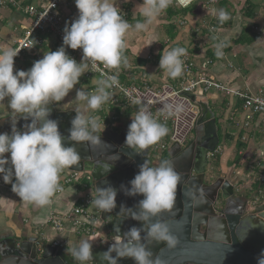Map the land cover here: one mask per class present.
Returning a JSON list of instances; mask_svg holds the SVG:
<instances>
[{
	"label": "clouds",
	"instance_id": "1",
	"mask_svg": "<svg viewBox=\"0 0 264 264\" xmlns=\"http://www.w3.org/2000/svg\"><path fill=\"white\" fill-rule=\"evenodd\" d=\"M171 2L143 0L137 7L144 22H137L135 29L145 30ZM176 3L186 7L191 0H176ZM75 4L78 17L65 26L63 45L56 51L47 52L29 70L14 71V58L19 53L16 50L0 52V102L8 98V107L15 114L11 134L0 133V174L5 183L12 185L13 192L22 201L40 207L51 204L54 194L61 190V171L76 165L80 159L75 145L65 146L64 141L67 139L77 144L87 142L90 147L101 142L97 120L80 109L75 110L76 116L71 121L68 137L62 136L58 121L49 118L51 109L48 105L62 101L80 82V77L89 66L93 70L98 64L107 69L128 66L123 53L126 47L125 35L131 25L121 16L116 4L112 0H75ZM218 18L223 23L228 19V14L221 9ZM66 46L73 50L82 49L80 62L67 54ZM224 46L223 41L216 45L218 57L223 55ZM185 54L186 49L183 47L163 50L160 69L173 79L179 77L183 71L181 57ZM116 83L115 75L108 76L100 80L94 94L77 90L76 99L86 101L87 108L99 109L109 101L108 89ZM165 107L171 116L172 106ZM17 117L31 120V123L24 125V131L17 129ZM167 132L164 124L154 119L145 108H141L133 116L125 143L136 153H141L158 143ZM5 154H10V160ZM9 163L11 167H6ZM181 184L183 177L171 160L164 159L157 166H150L146 160L140 165L139 172L130 181L131 187L125 188V194L142 195L144 198L138 203V211L122 207L121 214L142 221L143 226L132 227L122 237L117 225L114 243L100 254L101 264H118L121 258H132L135 264H162L159 258L152 259V252L147 245L164 242L169 249L178 245V238L171 233L167 222L159 217L173 210L177 189ZM96 191L98 194L91 204L102 212H111L116 207V190L109 186L96 188ZM183 195L193 205H197L203 203L204 189L193 185L191 189H183ZM141 232L145 233L143 237ZM68 252L77 264L94 261L92 244L88 241L80 242L77 247L68 249ZM113 253L116 255L113 256ZM257 264H264V251L257 256Z\"/></svg>",
	"mask_w": 264,
	"mask_h": 264
},
{
	"label": "crops",
	"instance_id": "2",
	"mask_svg": "<svg viewBox=\"0 0 264 264\" xmlns=\"http://www.w3.org/2000/svg\"><path fill=\"white\" fill-rule=\"evenodd\" d=\"M112 2L118 7L121 16L131 25L125 35L126 47L123 55L128 60L126 69L146 75L145 81L152 88L158 89L165 83L179 86L182 79L180 76L173 79L159 67L163 50L170 51L175 47L185 48L186 53L191 57L194 67L190 78H208L225 85L232 91L248 94L264 87V0H218L212 4L208 0H194L184 8L177 6L175 0H172L169 7L152 24L140 31L135 29V24L144 22V17L137 7L143 3V0H112ZM221 9L228 14V19L223 23L218 18ZM60 10L65 17L66 25L71 24L78 17L75 0L63 3ZM31 21L32 18L17 7H0V52L13 49L17 39L23 35L24 27L29 26ZM247 27H250L251 34L257 35L256 40L237 42L239 38L248 40L249 36L244 37L243 34ZM221 41L225 46L222 49L223 55L218 57L216 45ZM56 50L53 42H49L41 48L24 52L14 59V71H27L47 52ZM131 81L140 82L136 78ZM81 85L85 84L80 81L62 101L54 102L56 108L80 109L89 114L93 109L79 104L76 99L77 90L84 91ZM198 94L206 97L216 116L218 146L221 147V153L213 159L216 160L218 175H227L231 181L238 182V187L242 191L237 192L238 195L241 193V196L250 197L251 195L244 193L243 190L253 191L252 200L255 203L253 205L264 204V185L257 180L259 162L264 152V131L260 117L255 118L249 127H245L243 100L240 97L216 89L203 93L199 90ZM131 108L127 107L117 116V121L112 126L114 130L118 131L123 128L122 126L130 125L135 115ZM14 115L8 107V98H5L0 102V133L11 134ZM203 138L202 127L195 126L186 146L192 142L197 144L203 141ZM222 140L229 143V147L221 144ZM238 143H244V148L238 149ZM237 154L240 155V159L236 158ZM5 155L10 160V154ZM156 157L161 161L168 159V150ZM6 167H11V164ZM0 177H3L2 174ZM85 181H87L86 177L82 184L79 180L67 186L51 207L36 206L22 201L13 191L1 190L0 240L12 236L18 241L23 240L24 237H39L51 243L58 240V235L45 222L54 209L66 210L76 198L85 193L84 190L89 188L85 187L87 184ZM8 185L12 187L11 184ZM67 238L69 243L61 247L64 250H71L82 241L90 242L92 249L109 247L108 242H98L84 234H72ZM107 239L110 241L113 235L108 234ZM88 263L95 264L96 261Z\"/></svg>",
	"mask_w": 264,
	"mask_h": 264
},
{
	"label": "water",
	"instance_id": "3",
	"mask_svg": "<svg viewBox=\"0 0 264 264\" xmlns=\"http://www.w3.org/2000/svg\"><path fill=\"white\" fill-rule=\"evenodd\" d=\"M189 96L200 108L196 126L202 127L204 138L197 144H173L169 147L168 160L173 161L176 170L181 173L183 184L178 186L173 210L159 217L167 222L179 243L174 249H169L164 242H152L148 243V250L152 252V259L159 258L162 264H257V256L264 251V204L253 205L254 196L238 195V182L231 181L226 175L217 174L213 181L208 180V152L218 145L216 116L203 94L193 93ZM48 107L51 109L49 118L58 121L62 136L67 138L76 109L58 110L53 103ZM15 123L18 130H25L24 125L31 123V120L17 117ZM128 130L117 131L112 127L98 129L101 142L95 147H90L87 142L77 144L67 139L64 141L65 146L75 145L80 155L76 165L68 168L87 174L89 186L96 196V188H103V185L104 188L111 186L116 190V207L111 212L101 211L106 228L114 239L117 225L122 237L132 227L143 226L142 221L121 214L122 207L138 211V203L144 198L142 195H126L125 188L131 187L130 181L146 160L150 161V166H157L161 162L159 157L152 159L148 155L150 147L141 153L129 148L125 143ZM110 178L113 181L107 183ZM193 185L204 189L203 203L193 205L183 195V189H191ZM231 216L236 220H229L228 223L226 218L230 219ZM246 228H251V236L244 234ZM144 235L141 232V236ZM108 248L92 249L95 264H101L100 254ZM0 264L77 262L68 250L53 246L46 239L24 237L18 241L12 236L0 240ZM118 264H135V261L121 258Z\"/></svg>",
	"mask_w": 264,
	"mask_h": 264
},
{
	"label": "built area",
	"instance_id": "4",
	"mask_svg": "<svg viewBox=\"0 0 264 264\" xmlns=\"http://www.w3.org/2000/svg\"><path fill=\"white\" fill-rule=\"evenodd\" d=\"M68 0H48L41 2H28L27 0H0V7L14 6L21 9L25 14L32 18L29 26L24 27V33L20 36L13 50H16L19 57L26 51L41 48L49 42H53L58 50L63 45L64 29L66 21L60 6L67 3ZM194 0H191V3ZM209 3H216L218 0H208ZM190 3V4H191ZM175 4L179 6L176 3ZM189 4V5H190ZM185 7V6H180ZM187 7V6H186ZM66 52L69 56L81 61L82 49L73 50L66 46ZM14 58V59H15ZM183 61L182 78L179 86L165 83L160 88L154 89L148 85L146 75L138 74L135 70H129L121 66L119 69H107L102 64H98L96 69L89 66L85 70V74L80 77L86 88L84 92L94 94L101 79L115 75L117 83L108 89L110 99L104 103L99 109L92 110L87 115L94 117L99 127H112L117 121L115 109H120V114L124 110L133 105H139V110L145 108L152 114V117L159 123L164 124L168 132L161 140L150 146L149 152L155 146L162 151H167L173 144H185L196 126V121L200 114L199 106L190 98V94H198L210 89H216L227 93L237 95L243 100L242 112L244 115L243 125L249 127L255 118L260 117L262 130L264 131V87L253 93H240L232 91L225 85L212 81L208 78H190L193 73L194 64L189 54L181 57ZM139 79V83L131 81V79ZM166 105L172 106L173 114L169 116L166 111ZM179 109V111H177ZM110 120V121H109ZM221 153V147H217L208 152V159L214 158ZM149 155V154H148ZM260 161V160H259ZM84 174L80 171L65 168L59 175L60 189L52 197L51 207L56 198L60 196L67 186L73 182H77ZM87 184L89 191L82 194L66 210L54 209L48 216L45 224L58 235L59 239L52 241L53 246L62 247L69 243L70 235L84 234L95 241L102 242V234L100 227H106L102 219L101 211L91 204L96 194L91 190L87 174ZM257 180L264 185V152L262 160L259 162ZM13 191L12 187L5 183L3 177H0V191ZM261 193V192H260ZM110 247L114 241L107 239Z\"/></svg>",
	"mask_w": 264,
	"mask_h": 264
},
{
	"label": "rangeland",
	"instance_id": "5",
	"mask_svg": "<svg viewBox=\"0 0 264 264\" xmlns=\"http://www.w3.org/2000/svg\"><path fill=\"white\" fill-rule=\"evenodd\" d=\"M35 1V0H34ZM39 2L40 1H48V0H38ZM127 20V19H126ZM80 83V82H79ZM82 86V88L83 89H85L86 88V85H81ZM79 104H84V105H86V101H82V100H78L77 101ZM130 107H132L131 109H132V111H133V114H136L138 111H139V105H136V104H133V105H131V106H129V108ZM104 127H99V130H102ZM191 135V134H190ZM226 141H221V144H223L225 147H229V143H225ZM165 151H162L160 148H156L155 146L153 147V149L149 152V156L151 157V158H155L157 155H160V154H162V153H164ZM167 152V151H166ZM210 162H209V165H208V171H207V177H208V180L209 181H213L216 177H217V174L219 173L218 172V169L216 168V160L215 159H210L209 160ZM227 176V175H226ZM86 177V175L84 174L81 178H80V184H82L83 183V179ZM82 180V181H81ZM85 183H86V181H85ZM89 185H90V183H89ZM88 191V189H85L84 190V192L86 193ZM244 191V193H246V194H249V195H254V192L252 191V192H249V191H247V190H243ZM99 231L101 232V234H102V238H101V240H102V242H105L106 240H107V238H108V234H107V228L106 227H104L103 228V226L102 227H100V229H99Z\"/></svg>",
	"mask_w": 264,
	"mask_h": 264
},
{
	"label": "trees",
	"instance_id": "6",
	"mask_svg": "<svg viewBox=\"0 0 264 264\" xmlns=\"http://www.w3.org/2000/svg\"><path fill=\"white\" fill-rule=\"evenodd\" d=\"M28 2L29 1H32V0H27ZM171 14L170 15H172V12L171 11H169ZM249 28L250 27H247V28H245V30H244V32H243V34H244V37H246V36H249V38H248V40H243V38H239L238 40H237V42H241V43H245V42H253L254 40H256V38H257V35L256 34H251L250 33V31H249ZM242 37V36H241ZM115 114L116 115H120V109L119 108H116L115 109ZM110 121V120H109ZM241 148H244V143H238V149H241ZM236 158L237 159H240V155H236Z\"/></svg>",
	"mask_w": 264,
	"mask_h": 264
},
{
	"label": "flooded vegetation",
	"instance_id": "7",
	"mask_svg": "<svg viewBox=\"0 0 264 264\" xmlns=\"http://www.w3.org/2000/svg\"><path fill=\"white\" fill-rule=\"evenodd\" d=\"M122 127H123V128H120L118 131H120L121 129L124 130V131H127V130H128V127H127L126 125H125V126H122ZM186 144H187V143H186ZM148 163H150V161H148ZM109 180H110L109 182H107V181H106V182H107V183H111V181H113V179H111V178H110ZM107 183H106V184H107ZM103 188H104V185H103ZM226 219H227V222H228V223H229V220H230L231 222H233V221L236 220L234 216H231L230 219H228V218H226ZM256 222H257V221H256ZM227 226H229V224H228ZM227 226H226V227H227ZM228 228H230V227H228ZM229 232H230V230H229ZM250 232H251V228H246L244 234L246 235V234L248 233V235L251 236V233H250ZM107 234H112V233L107 229ZM113 239H114V238H113ZM17 240H18V239H17Z\"/></svg>",
	"mask_w": 264,
	"mask_h": 264
}]
</instances>
